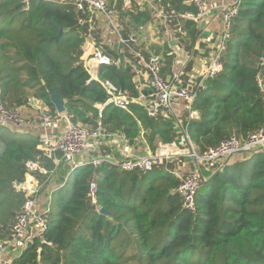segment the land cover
Here are the masks:
<instances>
[{
    "label": "trees",
    "instance_id": "trees-1",
    "mask_svg": "<svg viewBox=\"0 0 264 264\" xmlns=\"http://www.w3.org/2000/svg\"><path fill=\"white\" fill-rule=\"evenodd\" d=\"M116 1L121 10V0ZM161 2L179 12L194 11L186 0ZM77 16L72 5L29 0L26 7L21 0H0L3 104L21 108L34 97L54 112L48 93L51 88L65 101V112L74 122L94 128L99 120L108 133H122L128 143L143 138L152 151L156 140L173 143L176 126L167 112L150 118L145 107L135 102L129 112L105 105L99 116L97 106L104 104L107 94L84 66L86 29L77 24ZM148 20L145 11L120 12L123 33ZM181 22L186 33L180 43L189 52L199 35V25L191 20ZM59 28L63 32L56 38ZM98 34L96 31V37ZM151 50L159 52L157 46ZM168 51L165 46L164 76L172 62ZM263 53L264 0H240L222 55V69L204 81L194 101L198 118L187 119L184 112L181 116L200 152L232 136L245 140L263 123L264 105L255 79L259 73L264 83ZM143 54L148 57L150 53ZM97 75L132 98L140 96L132 66L101 65ZM38 146L36 135L0 127L2 240L10 236L24 201L13 183L24 181L26 161L52 166ZM236 157L201 181L193 213L184 209L180 197L173 193L179 180L164 166L145 173L124 171L105 161L95 169L87 163L78 166L70 173L66 196L62 197V187L49 193L46 243L34 242L11 264H264V155L257 151ZM248 164L251 171L246 175ZM64 170L68 171L64 165L58 167L42 186L43 206L48 205L45 189ZM36 176L40 181L45 179ZM92 178L97 183V205L88 197ZM61 181L65 186L67 178L63 176Z\"/></svg>",
    "mask_w": 264,
    "mask_h": 264
},
{
    "label": "built area",
    "instance_id": "built-area-1",
    "mask_svg": "<svg viewBox=\"0 0 264 264\" xmlns=\"http://www.w3.org/2000/svg\"><path fill=\"white\" fill-rule=\"evenodd\" d=\"M58 5H72L78 13L77 24L86 29V38L83 46V62L91 79L99 82L107 94V99L102 105H98L99 116L103 106L112 104L129 112L131 103H140L145 107L147 115L155 118L159 114L169 113L175 118V126L179 128L181 139L179 142L188 150L187 157L194 164V168L184 175L174 170L172 173L179 180L178 185L172 190L182 203V207L190 212H195V197L197 190L204 180L202 168L212 167V171L219 170L226 162L236 156L260 151L264 155V119L263 123L245 139L241 140L232 136L213 148L200 152L192 143L187 127L181 117H177L174 111L176 102H180L187 119H197L199 114L194 109V101L200 89L204 88V81L216 75L222 69V55L227 42L231 37V23L237 16L240 0L227 2L221 0L215 4V0H186L193 5L194 11L179 12L164 4L161 0H121V10L145 11L149 20L145 24L132 27L123 33L120 21L121 10L117 7L116 0H42ZM24 6H28L29 0H21ZM215 11L219 21V39L212 47L205 49L207 58L203 71L187 70L188 64L194 59V50L187 52L180 43L185 35L181 25L182 20L194 21L200 25L202 21L208 23V18ZM99 23L105 25V29L117 37L118 49L114 56L104 51L103 44L96 31ZM175 28H171V24ZM160 28L162 30H160ZM163 33L164 43H167L168 55L172 56L170 72L163 75L164 58L161 53H150L148 57L143 54L144 48L149 49L153 34ZM213 43V42H212ZM206 44V43H205ZM207 45V44H206ZM143 49V50H142ZM134 60V61H132ZM115 63L117 65L132 66L135 77L147 76L150 92L144 94L141 90L138 98H132L107 80H102L97 75L98 67ZM184 78L186 82L184 83ZM259 86L262 103L264 105V83L258 73L255 77ZM35 110V122L28 124L21 108H7L0 99V127L9 128L14 132L35 133L39 139V149L45 159L51 161L52 166L46 167L36 160H27L25 163L26 174L22 182H14V188L23 193L24 201L21 209L15 215L11 227L10 236L0 239V264H11L14 256L20 255L27 247L37 242L46 243L44 232L47 229L49 204L43 206L40 199L41 188L61 165L67 166V177L78 166L85 163L91 164L95 169L105 161L117 166L121 170L132 172H149L155 167L162 166L170 160L169 152L149 153L141 156L123 157L114 161L103 153V138L109 135H117L124 142L128 139L124 134L108 133L99 120L94 128L74 122L65 112L50 111L44 102L38 98H31L28 103ZM24 105V106H26ZM162 147L165 145H161ZM160 147V148H162ZM36 175L45 177L40 181ZM66 177V178H67ZM97 183L94 178L89 183V201L93 205L96 202ZM98 209V208H97ZM41 249L38 246L37 251ZM7 254H13L7 257ZM16 258V257H15Z\"/></svg>",
    "mask_w": 264,
    "mask_h": 264
},
{
    "label": "crops",
    "instance_id": "crops-1",
    "mask_svg": "<svg viewBox=\"0 0 264 264\" xmlns=\"http://www.w3.org/2000/svg\"><path fill=\"white\" fill-rule=\"evenodd\" d=\"M221 0H215L214 3L215 4H218L220 3ZM224 1H227V2H232V1H235V0H224ZM215 11H213L214 13ZM213 13L211 14V16L208 18V23H204V25L201 27L199 25V35L197 37V39L195 40L194 42V45H193V50H194V59L191 60V62L188 64V69L189 70H192V71H203L204 68H205V59L207 58V54L205 55L206 51L205 49L212 47V44H215L218 39H219V21L218 19L214 16H213ZM125 21H126V18H124ZM99 27V34L98 36H102V38H99L103 44V48H104V51L109 54V55H112V54H115L117 49H118V45H117V42H116V36L114 34H108L107 30L105 29V25L103 23H99L98 25ZM164 34L161 33L160 35H152L150 37L152 38H155L153 40H151V45L149 46V49H145L144 48V51L145 52H148V53H153V51L151 50V47L152 46H157V49H158V53H161L163 55V49L164 47L167 46V43H164L163 39L165 38V36H163ZM213 42V43H212ZM108 43H116L115 45L113 46H109ZM207 45H206V44ZM85 55L82 56V58L84 57ZM164 56V55H163ZM135 81L137 83V88L138 90H141L144 94H148L150 92V85H149V82L147 81V76H144V75H140L139 77H135ZM25 111L23 112V114L25 115L26 117V120L29 122L28 124H31L32 122H35L34 119H35V110L33 111H30V107L28 105L26 106H23ZM174 111H175V115L177 117H181L182 116V113H183V109H182V105L180 102H176L175 105H174ZM174 120V116L172 117ZM176 131V140H174L173 143H170V144H163L160 140H156L155 141V150L152 151L150 149V147L148 146V144L145 142V140H143V138H139L137 139L135 142L133 143H126L124 142L119 136L117 135H109V136H105L103 138V143H102V149L103 150H106V154H108V156L110 158H112L114 161L116 160H119L123 157H131V156H141V155H147L149 153H163V152H169V154H171V157L168 159L171 161H174V160H178L180 161V158L179 156H181V158H183L184 160V163L182 164V166H188L186 167L188 170L192 169V167L194 168V164L189 160V158L187 157V154H188V150L185 149V146H182L181 143L179 142V140L182 138L181 137V133L179 131V128L176 127L175 129ZM27 132H29V130H27ZM32 134H35V133H32ZM161 145H165V146H161ZM162 147V148H160ZM179 158V159H178ZM238 157H233V160H236ZM180 164H176L174 163V166H173V169H170V171H176V170H180V171H184L185 172V169H181ZM67 167V166H65ZM212 167L211 168H205L203 167L202 168V174L204 176V178H207V176L212 173ZM56 173V172H55ZM63 176L64 178L67 177V172L66 170H64L63 172ZM62 176V177H63ZM68 178V177H67ZM53 183L56 181H54V179H52ZM52 181L51 183L48 185L50 186L52 184ZM62 187V181L61 183H58L56 185L55 188H53L50 193H52L54 190L58 189V188H61ZM43 189V188H42ZM45 191H47L45 189ZM41 203H43V200L41 199ZM13 254H7V257L11 256ZM19 255L17 256H14V259L15 257H18Z\"/></svg>",
    "mask_w": 264,
    "mask_h": 264
},
{
    "label": "rangeland",
    "instance_id": "rangeland-1",
    "mask_svg": "<svg viewBox=\"0 0 264 264\" xmlns=\"http://www.w3.org/2000/svg\"><path fill=\"white\" fill-rule=\"evenodd\" d=\"M213 16H214V18L217 16L216 14H215V12L213 13ZM125 21V20H124ZM160 30H162L161 28H160ZM108 34H110L111 35V32L110 31H108ZM154 35H156V34H153V36ZM160 35V34H159ZM99 38H102V36H98ZM100 40V39H99ZM116 41H117V37H116ZM116 44V43H115ZM114 43H108V45L109 46H113V45H115ZM179 158H180V161H178V160H174V161H171V162H168V163H166V164H164L163 166L165 167V168H167V169H173V166H174V163H176L177 165L178 164H180V166H182V164L184 163V159L183 158H181V156H179ZM178 158V159H179ZM186 167H188L187 165L185 166H182L181 167V169H185V172L184 171H180V172H178L177 171V173H180V174H182V175H184V174H186L187 172H188V169L186 168ZM67 170H68V167H67ZM251 171V164H248L247 165V167H246V175H248L249 174V172ZM211 174V173H210ZM62 175H63V173H62V171H60L59 172V174L57 175V177L55 178L56 179V181H55V179H54V183H52L48 188H46V194H45V197H47V199H48V201H47V199H46V204H48V202H49V198H50V191L53 189V188H55L56 187V185L58 184V183H61V178H62ZM71 174H69V176H68V178H67V183H66V185L65 186H62V190H61V194H62V197L63 196H66L67 195V193H68V191H69V184L68 183H70L71 182V176H70ZM68 184V185H67ZM64 185V184H63ZM41 195V194H40ZM47 195V196H46ZM45 197L43 198L44 200H45Z\"/></svg>",
    "mask_w": 264,
    "mask_h": 264
},
{
    "label": "water",
    "instance_id": "water-1",
    "mask_svg": "<svg viewBox=\"0 0 264 264\" xmlns=\"http://www.w3.org/2000/svg\"><path fill=\"white\" fill-rule=\"evenodd\" d=\"M203 25H204V21L201 22L200 26L202 27ZM62 32H63V29L59 28V33L56 36V38H58ZM262 58L264 59V53L262 55ZM48 93H49L51 102L54 104L55 110L58 112L65 111V106H64L65 101L60 99L58 96H56V94L53 92L51 88H48ZM99 211L103 212V209L101 208ZM106 214L109 215L108 212H106Z\"/></svg>",
    "mask_w": 264,
    "mask_h": 264
},
{
    "label": "clouds",
    "instance_id": "clouds-1",
    "mask_svg": "<svg viewBox=\"0 0 264 264\" xmlns=\"http://www.w3.org/2000/svg\"><path fill=\"white\" fill-rule=\"evenodd\" d=\"M163 166V165H162ZM213 173V172H212Z\"/></svg>",
    "mask_w": 264,
    "mask_h": 264
}]
</instances>
